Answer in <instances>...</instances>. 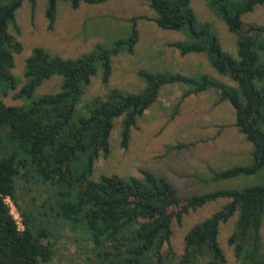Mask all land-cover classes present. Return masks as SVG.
I'll return each instance as SVG.
<instances>
[{
	"label": "trees",
	"instance_id": "obj_1",
	"mask_svg": "<svg viewBox=\"0 0 264 264\" xmlns=\"http://www.w3.org/2000/svg\"><path fill=\"white\" fill-rule=\"evenodd\" d=\"M34 15L39 0H0V264H50L58 254L54 220L81 234L91 245L90 264H228L219 242L220 227L236 216L228 238L238 264H264V183L238 189H224L181 197L165 177L141 170L127 178L92 174L97 161L111 154L110 139L121 119L123 149L146 111L158 101L163 87L176 85L182 94L175 115L185 99L215 90L221 102H228L235 127L251 145V162L213 172L212 182L258 176L264 172V25L246 23L243 17L264 0H206L236 37L237 55L225 51L211 23L202 21L192 0H141L154 11L147 19L166 31L185 32L190 41L167 46L181 56L203 54L218 75L188 76L178 72L141 70L146 86L124 93L113 88L92 98L85 115L75 119L76 108L92 78L102 71L107 85L113 73V59L122 53L133 55L140 41L138 21L131 19L128 37L111 44H96L77 58H64L36 47L26 59L25 83L13 74L15 56L24 47L16 13L23 2ZM73 10L82 4L99 5L110 0H47L46 18L52 30L58 3ZM13 27L17 35L11 33ZM54 76L62 77L58 92L35 97L37 89ZM22 104H8L14 93ZM194 143L177 144L168 151H180ZM51 184L56 198L36 201L18 195L20 181ZM20 214V229L10 206ZM225 200L212 215L196 223L187 233L180 256L172 246L173 223H181L189 212ZM52 201V202H51ZM50 211L52 213H50Z\"/></svg>",
	"mask_w": 264,
	"mask_h": 264
},
{
	"label": "rangeland",
	"instance_id": "obj_2",
	"mask_svg": "<svg viewBox=\"0 0 264 264\" xmlns=\"http://www.w3.org/2000/svg\"><path fill=\"white\" fill-rule=\"evenodd\" d=\"M47 4V0H39L33 15L30 2L24 1L16 13L20 34L17 35L15 29L10 28L11 33L17 35L24 47L22 54L15 56L16 65L13 70L20 86L26 82L25 61L34 48L43 47L64 58H77L93 50L96 44H111L128 37L132 30L131 19L146 18L138 21L140 41L135 53H122L113 59V73L107 85L102 83V71H98L90 85L84 89L76 108L75 119L85 115L84 106L92 98L103 96L113 88L124 93L144 89L146 83L139 76L141 70L171 71L194 77L208 74L214 79L234 84L229 78L218 75L205 55L189 54L183 57L178 50L167 46L170 42H188L190 37L185 32L162 30L147 20L154 18L155 13L141 0H110L99 5L82 4L77 10L60 1L52 30L48 29ZM192 5L202 21L212 24L223 49L236 56V37L230 33L224 21L209 9L206 0H192ZM243 20L246 23L264 25V7H257L252 13L245 15ZM61 85L62 77L54 76L37 89L35 97L58 92ZM14 94L15 92L10 93L4 101L11 105L24 103L23 100L15 99ZM181 94L182 89L176 85L163 87L158 101L146 111L133 129L127 149H123L121 145L119 119L110 139L111 154L108 158L101 157L97 161L92 179L97 180L103 175L139 177L140 171L145 169L165 177L176 187L181 197L264 183V172L249 178L211 181L213 172L248 165L251 162V145L235 127L231 105L221 102L215 90L188 97L181 104L178 114L173 116ZM181 143L195 145L180 151L167 150ZM55 194L53 185L37 180L20 181L18 187L19 196L24 195L26 200L36 201V210L44 200L54 201ZM7 203L14 217L20 222L21 217L14 204L9 200ZM225 203V200L212 202L186 214L181 223H173L172 246L177 256H180L189 230ZM54 221L55 224L59 223L54 225L53 230L58 254L50 264H90L88 258L91 256V245L81 232L72 230L61 221ZM235 221L236 216L220 227L219 242L226 253L228 264H238L233 249L228 245ZM21 222L20 227L23 228Z\"/></svg>",
	"mask_w": 264,
	"mask_h": 264
},
{
	"label": "built area",
	"instance_id": "obj_3",
	"mask_svg": "<svg viewBox=\"0 0 264 264\" xmlns=\"http://www.w3.org/2000/svg\"><path fill=\"white\" fill-rule=\"evenodd\" d=\"M7 200L11 201L10 199H6V203H7ZM7 204H8V203H7ZM15 219H16V221H17V224H18L19 228L22 229V227H20V222H21V220H20V222H19V219H18V218H15ZM21 224H22V222H21Z\"/></svg>",
	"mask_w": 264,
	"mask_h": 264
}]
</instances>
